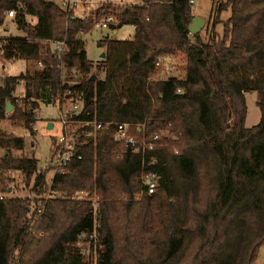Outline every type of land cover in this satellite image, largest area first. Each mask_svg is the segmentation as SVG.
Listing matches in <instances>:
<instances>
[{
  "label": "trees",
  "instance_id": "obj_1",
  "mask_svg": "<svg viewBox=\"0 0 264 264\" xmlns=\"http://www.w3.org/2000/svg\"><path fill=\"white\" fill-rule=\"evenodd\" d=\"M226 10L223 36L217 17L192 40L193 0L107 4L96 19L46 0H0V30L10 20L23 33L0 34V61L44 65L34 76L1 77V121L34 136L37 113L71 90L80 105L72 120L129 124L138 140L135 127L145 126L155 144L144 151L116 141L117 125L80 126L82 158L53 176L34 156L15 154L23 138L0 130V264L256 263L264 247V0H228L217 13ZM110 15V26H133L135 35L99 41L105 57L94 63L84 35ZM178 54L186 76L153 79L160 60ZM20 83L24 105L13 101L6 118ZM249 92L261 111L252 128ZM14 172L31 197L15 196ZM143 173L159 176L153 195Z\"/></svg>",
  "mask_w": 264,
  "mask_h": 264
},
{
  "label": "rangeland",
  "instance_id": "obj_2",
  "mask_svg": "<svg viewBox=\"0 0 264 264\" xmlns=\"http://www.w3.org/2000/svg\"><path fill=\"white\" fill-rule=\"evenodd\" d=\"M46 1L55 3L67 11L72 10L74 11L76 17H81L83 19H90L91 17H94V19H96V13L99 7L103 5L111 4L116 7H122L140 3V0H88V3L86 4H79L77 6H74L72 2L79 0ZM227 2L228 0H193V10L194 14L196 15L195 17H199L206 22L204 29L208 27V29L211 30L213 28L214 21L218 17L219 20L222 21V23L220 22L216 25V31L221 36H223V22L227 21L231 17V11L226 10L218 14L217 10L220 5ZM109 17L114 18L113 24L117 23L115 16L110 15ZM29 20L32 23L36 22L35 19L30 18ZM104 21L106 20H103L102 22ZM0 34L23 35L22 32L17 30V26L13 24V22H11L10 20L6 23L5 27L0 30ZM134 35L135 29L133 26H109L108 28H96L95 30L84 35L88 58L94 63H98L102 59L103 54H105L106 48L104 46L99 45V41L108 38H115L117 40H132L134 38ZM207 35V32H202L203 39H206ZM190 38L192 40L194 39L192 34H190ZM185 63V58L181 54L172 56L171 58H162V60H160V66L153 75V79H165L169 77L184 78L186 76ZM27 69L28 63L22 60L13 63H2V61H0V79L2 76L4 77L7 75H19L21 72H25ZM247 105L248 115L245 125L247 128H252L253 126L259 124L261 120V111L257 105L256 92L247 93ZM69 108L70 105H68L67 103L61 105L60 101L56 102L55 105L43 106L40 112L39 122L37 124V131L34 136L23 130H15L11 127L10 121L8 119L0 121V130H4L8 133L23 138L26 143L25 149L24 151H19L15 154H25L28 156H34L39 161V166H41L43 164L50 163L51 161V157L54 153V139L61 130V112H64ZM12 112H10L8 116ZM49 123L54 124L53 129H48ZM4 174L8 175V172L4 171ZM9 175L15 178V182L13 184L16 187L15 196L31 197L28 187L25 186L26 184L23 181L24 179L21 173L14 172L9 173ZM255 264H264V247L261 248L258 259Z\"/></svg>",
  "mask_w": 264,
  "mask_h": 264
},
{
  "label": "built area",
  "instance_id": "obj_3",
  "mask_svg": "<svg viewBox=\"0 0 264 264\" xmlns=\"http://www.w3.org/2000/svg\"><path fill=\"white\" fill-rule=\"evenodd\" d=\"M88 3V0H79L72 2L74 6H77L79 4H86ZM15 12H10L9 17H14ZM114 22L113 17H109L106 19L104 22H97L96 23V28H108L111 23ZM63 46L64 42L57 43L56 44V50L58 52H63ZM44 69V65L42 62L39 63H31L29 67V73L31 76L37 75L38 73H42ZM25 86L23 83L19 84V88L17 92L13 95L12 100L7 101L6 103V109H5V116L8 118L9 112L7 111V105L8 103L13 104V101L15 104L19 106L24 105L25 101ZM63 103H67L70 105V108L64 112H61L60 115V123H61V130L59 134L55 137L54 139V153L51 157L50 163L43 164L40 166V169L46 170L48 168L53 169V176L58 173L60 169H65L73 160L75 159H81L82 156L77 152V148L79 146V142L81 139L80 134L77 132L78 128L82 126V128L93 126L96 131L101 130V129H110L111 126L117 125V130L115 132V139L118 142H124L127 145H131L133 147L137 146H142L144 151L146 148L148 149H153L155 144L153 142L148 141V137L146 135L145 126H138L135 127L140 133H143L142 139L138 140L137 137H135L134 134L131 133V125L129 124H116V123H101L98 122L97 120L94 121H76L72 120L74 116L79 115L80 113V105L77 103V101L74 99L72 96V91L71 90H66L64 94V98L62 99ZM13 111V110H12ZM11 111V112H12ZM38 115V121L40 118V114L37 113ZM1 121V120H0ZM37 124L33 125V129L37 131ZM76 128V129H75ZM83 134H86L87 136H90V132H87L86 130L82 131ZM5 155L4 150L0 149V162H1V157ZM142 179L144 182V185L147 189V192L149 195H153L157 188H158V180L159 176L154 173H143ZM50 197H56L55 194H49L47 196V200ZM86 194L83 193L80 196V199H85ZM1 198H3L1 196ZM93 205L94 209L97 211L99 208V202L98 199L93 200Z\"/></svg>",
  "mask_w": 264,
  "mask_h": 264
},
{
  "label": "water",
  "instance_id": "obj_4",
  "mask_svg": "<svg viewBox=\"0 0 264 264\" xmlns=\"http://www.w3.org/2000/svg\"><path fill=\"white\" fill-rule=\"evenodd\" d=\"M205 21L199 17H194L192 20V23L189 26V32L192 35L198 34L201 32L205 27ZM105 57V54H103L102 58ZM14 109V106L11 103H8L7 105V111L10 113ZM54 124L50 123L48 125V129H53Z\"/></svg>",
  "mask_w": 264,
  "mask_h": 264
},
{
  "label": "crops",
  "instance_id": "obj_5",
  "mask_svg": "<svg viewBox=\"0 0 264 264\" xmlns=\"http://www.w3.org/2000/svg\"><path fill=\"white\" fill-rule=\"evenodd\" d=\"M34 23H36V22H34ZM29 67H30V64H28V69H27L26 71L29 70ZM26 71H25V72H26ZM21 73H23V72H21ZM21 73H20V74H21ZM11 76H12V75H11ZM15 76H17V75H15ZM49 124H50V123H49ZM49 124H48V125H49Z\"/></svg>",
  "mask_w": 264,
  "mask_h": 264
}]
</instances>
